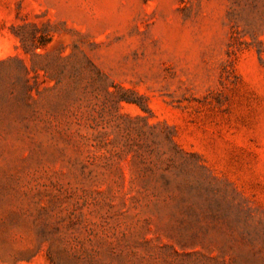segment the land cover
<instances>
[{"label": "rangeland", "instance_id": "374dc122", "mask_svg": "<svg viewBox=\"0 0 264 264\" xmlns=\"http://www.w3.org/2000/svg\"><path fill=\"white\" fill-rule=\"evenodd\" d=\"M0 264H264V0H0Z\"/></svg>", "mask_w": 264, "mask_h": 264}]
</instances>
